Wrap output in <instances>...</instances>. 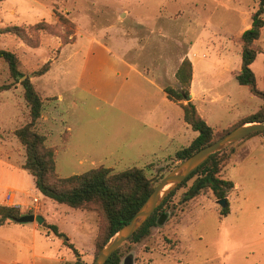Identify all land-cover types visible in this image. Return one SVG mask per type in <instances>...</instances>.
<instances>
[{
	"label": "rangeland",
	"instance_id": "obj_1",
	"mask_svg": "<svg viewBox=\"0 0 264 264\" xmlns=\"http://www.w3.org/2000/svg\"><path fill=\"white\" fill-rule=\"evenodd\" d=\"M257 8L258 0H0V49L16 56L19 72L42 100L35 129L54 150L56 174L67 178L97 167L112 173L139 168L151 179L174 169L179 162L173 153L197 135L163 92L178 89L175 66L183 57L192 61L196 77L200 73L196 105L217 135L259 110L263 101L250 97L233 76L240 67L239 32ZM38 24L44 26L34 33L33 48L4 31L20 27L30 33L34 30L27 29ZM256 46L260 53L251 69L260 85L264 26ZM47 63L49 70L33 77ZM262 84L256 88L264 90V78ZM3 86L8 89L0 90V195L13 190L25 213L44 209L49 226L72 236L68 242L49 226L40 227L55 258L46 264H67L57 258L68 262L73 250L79 264H92L97 218L82 239L73 219L57 208L64 206L46 202L21 168L24 149L13 131L29 121L28 107L20 83L0 61ZM255 137L220 155L218 177L233 184L226 192V215L210 190L183 202L194 177L167 203L165 223L123 247L120 264H264V141Z\"/></svg>",
	"mask_w": 264,
	"mask_h": 264
},
{
	"label": "trees",
	"instance_id": "obj_2",
	"mask_svg": "<svg viewBox=\"0 0 264 264\" xmlns=\"http://www.w3.org/2000/svg\"><path fill=\"white\" fill-rule=\"evenodd\" d=\"M264 0H258V8L250 17L249 28L243 31L239 36L240 42V71L234 77L238 85L245 86L248 91L263 101L259 110L250 114L234 125L225 129L217 135L206 122L199 116L194 105L191 102L183 104L189 96V86L191 82L192 66L187 58H184L175 72V80L178 89L165 87L166 98L179 105L182 111V117L185 124L197 133V136L191 143L173 155L174 162H181L191 156L193 153L202 149L239 125L246 123H264V90L256 88V82L250 65L260 53L256 46L261 30L264 26ZM63 24H68L64 18L60 19ZM44 25H36L27 30H34L26 33V29L20 27H10L4 29L20 38L29 47L37 46V37L34 33ZM71 28V25H69ZM63 43H67L65 36ZM0 61L8 67L10 77L19 82L23 89V99L28 107L29 121L23 126L13 131L14 137L24 149L25 160L22 169L25 170L33 179L36 191L44 198L51 200L59 205L66 206L72 210L93 213L97 218L98 233L95 240L96 254L102 246L125 224H127L149 194L153 191L159 180L172 169L169 168L165 173L159 174L151 179L147 178L143 170L139 168H129L118 173H112L104 167H97L87 170L81 174L72 175L67 178H60L55 172L54 150L45 143L46 137L38 133L35 129L36 122L39 120L43 103L39 94L34 89L30 79L21 74L18 70V60L16 56L8 51L0 49ZM264 64V63H263ZM49 70L48 63L39 70L33 72V77H40ZM264 78V75H263ZM7 87H0V90H6ZM262 135L264 132L252 133L234 145L229 147L231 153L234 148L243 143L250 137ZM226 150L216 153L209 157L200 167L190 174L178 187L172 191L162 203L155 209L145 223L124 242L106 261L105 264H120L122 249L128 244H137L148 236L150 230L161 226L166 222L168 216L165 207L175 191L185 186V184L195 177L190 186L189 193L185 195L184 201L199 195L204 190H210L218 200L225 199L227 190L233 188L230 181L218 177L221 158ZM222 215L228 213L227 205L220 210ZM19 210L0 206V226L13 219L20 217ZM99 220V222H98ZM44 225V224H43ZM55 233V226H49ZM60 238H67L64 234L58 233ZM76 261L72 264H79V255L73 250ZM96 256V255H95ZM95 258V257H94ZM94 260V259H93Z\"/></svg>",
	"mask_w": 264,
	"mask_h": 264
},
{
	"label": "crops",
	"instance_id": "obj_3",
	"mask_svg": "<svg viewBox=\"0 0 264 264\" xmlns=\"http://www.w3.org/2000/svg\"><path fill=\"white\" fill-rule=\"evenodd\" d=\"M248 28H249V25L246 28H244L243 30H241L239 32V35ZM192 57H195V55L193 54ZM184 58L188 59V57H183L178 62H176L175 72L177 71L180 63L182 62V60ZM189 61H190L191 66H192L191 82H190V86H189V96H190L189 102H191L194 105L199 116L206 122V117L204 116V114H202L201 109L199 107H197V105H196L195 88H196V86L199 85L200 73H198V75L196 77V75L194 74L193 63L191 60H189ZM252 64L250 65V69L252 68ZM158 71H160V74L163 77V74L161 73L162 68L159 67ZM239 71H240V67H239L238 71H236L233 74V76L235 77L239 73ZM251 71H252V69H251ZM146 75H148V74H146ZM263 75H264V71H263L262 76H261L260 85L257 82L256 76L254 75L256 86L258 89H261L263 87V84H262ZM139 76H140V74H139ZM142 76L145 78L144 75H142ZM142 76H140V77L143 78ZM174 76H175V73H174ZM174 79H175V77H174ZM175 85H177L176 80H175ZM164 95H165V93H164ZM250 97L257 98L254 95H250ZM259 102H260V100H259ZM256 110H254L250 114H253L254 112H256ZM250 114H248V115H250ZM248 115H246V116H248ZM246 116H243L242 118H244ZM181 119H182V122L184 123L183 117H181ZM238 121H236V122H238ZM236 122H234L231 125H228L227 127L234 125ZM185 125L188 126L187 124H185ZM214 131H218V130H214ZM250 140L251 139L246 140L243 144L250 142ZM255 140H257V141L259 140L260 143H262V141H264V137L262 135H257V137H255ZM188 145H186L185 147H187ZM182 148H184V147H182ZM182 148H180V149H182ZM176 151H178V150H176ZM174 153H173V155H174ZM8 191H13V190H8ZM5 193L6 192H4L3 194L0 195V206H5L4 205V194ZM44 200L48 203L53 204L52 203L53 201H51V200H48L46 198H44ZM37 201H38V205H34V208L40 210L42 208V205L38 199H37ZM16 202L20 205V208H19L20 214L21 215L27 214V213H25L26 211L24 212V210H23L24 208H26V210H27L26 205L17 199H16ZM57 208H59V211H61L60 213L62 215H64V217H66V218L70 217L71 219H73L72 224L74 223L75 229L80 231L81 235H83V237H81L82 239H84V237L87 238L86 235L89 234V231L91 229V225L93 226V228L96 227V216H95V214L92 215L91 213L81 212L78 210H72L66 206H64V207L59 206ZM45 211L46 210L41 209V211H39V213L34 214V215L35 216L39 215L42 217V215L45 213ZM43 224L46 227L50 225L49 223L45 222L44 218H43V223L41 225L37 224L36 222H32L29 224H16L12 221L6 222L5 224L1 225L0 226V264H46L45 262H47L48 260L51 262L55 261L53 252L51 251V246L48 244L49 239H45L44 233L41 232L40 227L43 226ZM51 226H55L58 233L66 234V232L63 230V228H61L60 226H56L53 224ZM67 240H68V242L72 241V236L69 233L67 234ZM58 244L63 245V242H59ZM57 259H58L57 260L58 263H65L66 262L67 264H72L75 262L74 257L71 258L70 260H68V262H67V258H65L64 256H61L60 258H57ZM51 262H49L48 264H51Z\"/></svg>",
	"mask_w": 264,
	"mask_h": 264
},
{
	"label": "water",
	"instance_id": "obj_4",
	"mask_svg": "<svg viewBox=\"0 0 264 264\" xmlns=\"http://www.w3.org/2000/svg\"><path fill=\"white\" fill-rule=\"evenodd\" d=\"M189 100L190 96L185 99L186 102H189ZM255 132H264V123H246L239 125L212 144L199 149L185 160L179 162L174 169L159 180L153 191L135 212L130 221L122 226L102 246L92 264H105L111 255L145 223L162 201L190 174L207 161L209 157ZM218 204L221 208H224L226 206V199L219 200ZM11 221L16 224L36 222L41 225L43 218L33 214H24ZM124 262V264H127L126 261Z\"/></svg>",
	"mask_w": 264,
	"mask_h": 264
},
{
	"label": "built area",
	"instance_id": "obj_5",
	"mask_svg": "<svg viewBox=\"0 0 264 264\" xmlns=\"http://www.w3.org/2000/svg\"><path fill=\"white\" fill-rule=\"evenodd\" d=\"M32 203L34 205H38V201L36 198L32 199ZM4 205L6 207H10L16 210H19L20 205L16 202V196L13 191H7L4 194Z\"/></svg>",
	"mask_w": 264,
	"mask_h": 264
}]
</instances>
